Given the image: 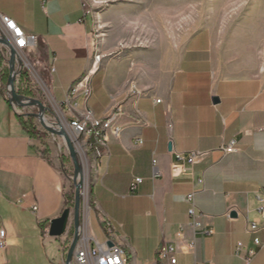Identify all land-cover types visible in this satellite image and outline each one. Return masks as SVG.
Wrapping results in <instances>:
<instances>
[{"label":"crops","instance_id":"crops-1","mask_svg":"<svg viewBox=\"0 0 264 264\" xmlns=\"http://www.w3.org/2000/svg\"><path fill=\"white\" fill-rule=\"evenodd\" d=\"M0 14L36 39V48L20 51L17 60L26 82L37 86L35 75L58 105L87 74L95 53L105 59L89 76L87 101L91 120L113 117L102 133L106 147L95 144L86 153L89 221L91 231L94 223L100 232L98 240L104 239L100 220L107 217L127 264H161L157 253L164 243L173 248L176 264H246L249 251L255 255L248 264H264V78L224 74L206 31L193 34L170 66L157 58L151 64L155 51L146 49L107 59L85 0H0ZM0 53L8 62V51L0 47ZM44 96L33 99L45 103ZM230 141L238 151L223 155L219 149ZM42 149L0 94V229L7 234L0 264H22L32 248L50 264V240L43 243L40 236L65 209L73 176ZM191 152L207 154L175 176L176 155ZM136 178L142 181L131 190ZM192 190L199 229L184 202ZM254 222L258 229L249 232ZM27 231L32 247L21 251ZM238 243L244 247L240 255Z\"/></svg>","mask_w":264,"mask_h":264},{"label":"rangeland","instance_id":"rangeland-1","mask_svg":"<svg viewBox=\"0 0 264 264\" xmlns=\"http://www.w3.org/2000/svg\"><path fill=\"white\" fill-rule=\"evenodd\" d=\"M94 18L97 41L109 51L107 59L118 58L128 50L146 49L151 52V64L155 58L166 65H173L178 59V49L199 31L209 32L216 65L227 76L237 78H264V0H85ZM1 48L3 46L0 45ZM102 50V49H101ZM159 51V52H157ZM19 54H17V58ZM92 57V56H91ZM105 59L100 62L103 63ZM91 67V66H90ZM32 74L33 71L27 68ZM90 70V69H89ZM88 73V72H87ZM38 85L29 89L36 98L45 95L47 126L55 131H63L75 146L82 169L79 218L87 217L90 206L87 186L86 153L89 146L82 136H75L69 128L65 112L74 101L64 105L54 103L49 91L34 75ZM22 92V90L20 89ZM7 84L5 85V96ZM27 114H36L37 109ZM27 119V116H20ZM33 119L37 131L47 135L44 145L53 154V159L73 176V165L64 140L50 135ZM79 144V145H78ZM42 145V144H41ZM42 145V152L45 150ZM78 146L81 147L82 153ZM63 158V160H62ZM75 188L72 184L66 199L68 209L73 212ZM66 209V207H65ZM72 217V216H71ZM97 239L100 232L93 223ZM32 236L27 231L22 235V250L30 249ZM50 264H58L57 242L50 240L46 246ZM32 255L22 264H44L40 252L32 248ZM42 253V251H41Z\"/></svg>","mask_w":264,"mask_h":264},{"label":"built area","instance_id":"built-area-1","mask_svg":"<svg viewBox=\"0 0 264 264\" xmlns=\"http://www.w3.org/2000/svg\"><path fill=\"white\" fill-rule=\"evenodd\" d=\"M0 39L8 42L17 54L20 51L26 50L28 52L33 51L36 48V39L32 36L26 35L16 24L14 21L9 19L7 16L0 14ZM6 49V48H5ZM7 50V49H6ZM8 51V50H7ZM103 58V56H102ZM101 59H96V63L92 64V72H94L99 66ZM3 67H8L7 62H3ZM33 86V85H32ZM26 81L20 79V75L17 76L15 80V90L16 92L24 91L25 89H29L32 87ZM33 88V87H32ZM92 94L91 83L89 79V74H85L79 81L73 84L67 91L66 101H74V103L67 109V116L69 117L68 126L74 132L77 133L79 137L80 125L82 123L81 118H79V111H91L87 107V101ZM79 99H81L82 104H79ZM64 105V103L62 104ZM13 111L17 116H26L24 113L26 109H19L14 105H10ZM92 115V113H91ZM45 117V115H44ZM113 120L112 115L107 116L101 120H95L92 116V124L90 125V134L87 137V144L89 148L93 146L89 143V140L92 137H96L97 141L95 144H100L103 147H106L105 137L102 135L104 131L110 128L111 122ZM46 122V120H45ZM118 134V130H115V135ZM86 142V141H85ZM140 143V141H139ZM238 151V146L235 141H230L225 146L219 149L223 155L231 154ZM207 153H198L191 152L188 154H177L176 161L177 163L172 165V169L174 171L175 176L185 174L188 171H191L193 166ZM185 165L189 166V169L185 168ZM141 179L136 178L133 180L131 190H134L135 187L141 183ZM198 185H203L202 179L197 181ZM195 191L192 190L187 193L184 197V202L187 205V215L191 220V223L195 229H199L201 226L198 223V218L200 216V212L195 204ZM260 207L258 208L259 214H263V200L258 198ZM36 207L32 208L34 212ZM87 217L83 215L82 219H80V227L78 231V241L76 243L73 258L70 264H126V256L123 248L120 245H115L114 242L110 241V234H117V228L112 223L110 219L107 217H102L100 220V230L104 236L103 241H100L96 238L95 234L91 231L89 214L91 211L90 206L88 207ZM258 229L257 224L254 222L249 225L248 231L255 232ZM74 229H73V221L70 216L67 228L64 234L58 238H51L48 235V231L40 236L41 242H47L49 240H53L57 242L58 245V255L59 262L58 264H66L67 254L71 247L73 241ZM7 234L4 229H0V251L5 249V239ZM107 243H112L111 247L107 246ZM255 245H259L257 239L254 240ZM194 246L192 244L186 246V251H192ZM243 245L238 243L236 245L235 253L240 255L243 251ZM158 260L161 264H176V259L174 257L173 248L164 243L158 250ZM255 255L254 252L249 251L246 254V258L244 259L245 263L248 264L250 259ZM196 264H209L207 262H199Z\"/></svg>","mask_w":264,"mask_h":264},{"label":"water","instance_id":"water-1","mask_svg":"<svg viewBox=\"0 0 264 264\" xmlns=\"http://www.w3.org/2000/svg\"><path fill=\"white\" fill-rule=\"evenodd\" d=\"M0 45L6 48L9 53V61L7 62L9 76L7 80V92H6V98L9 105H14L19 109L36 108L37 109L36 114H27L26 116L38 120L40 126L50 135H56L64 140L65 147L68 151L69 158L73 165L74 171H73L72 184L75 188L73 212H71L70 209H64L58 218L53 219L49 222V227H48L49 237L51 238L61 237L67 228L70 216H72L74 235H73V241L71 247L69 249L66 258V264H70L79 237L78 235V231L80 227L79 207H80L81 190L83 187L82 169H81V165L79 164L77 151L73 143L70 141V139L66 136V134L63 131L61 130L55 131L54 129H52L51 127L45 124L44 115L45 112L47 111V108L42 103H40L39 100L23 97L16 92L15 80L17 76L21 74L22 64L17 60V53L12 47V45H10L8 42H6L3 39H0ZM229 216L230 218H235L236 214L232 212ZM107 246L111 247L112 243H107Z\"/></svg>","mask_w":264,"mask_h":264},{"label":"trees","instance_id":"trees-1","mask_svg":"<svg viewBox=\"0 0 264 264\" xmlns=\"http://www.w3.org/2000/svg\"><path fill=\"white\" fill-rule=\"evenodd\" d=\"M3 62H4V57L0 53V94H1L2 98L8 103L4 92H5V85L7 84L9 73H8V69L6 67L2 66ZM27 76H28L27 72L23 71L20 74V79H22L23 81H27ZM17 93L23 97H26V98H32V99L35 98V96L28 90H24L22 92L18 91ZM39 101H40V103H42L46 107L45 103L42 102V100L39 99ZM17 119L19 121V124L21 125L22 130L29 136V138L36 139V140L40 141V143L43 146H45L44 142H45V139L47 138V135L36 130V128L33 126L32 117H28L27 119H23L22 117L17 116ZM96 141H97V138L92 137L89 140V143L92 146H94ZM49 153H50L49 149L45 146V150L43 152V155L48 156ZM62 160H63V158H62ZM69 202L70 201L65 199L66 209H68Z\"/></svg>","mask_w":264,"mask_h":264},{"label":"bare ground","instance_id":"bare-ground-1","mask_svg":"<svg viewBox=\"0 0 264 264\" xmlns=\"http://www.w3.org/2000/svg\"><path fill=\"white\" fill-rule=\"evenodd\" d=\"M96 59H101L102 60V57L100 54L98 53H95L91 59V63H90V70L88 71L87 74H89V76L92 74V64L96 63ZM94 73V72H93ZM90 79V77H89ZM82 117H83V121L80 125V132H79V136H82L83 137V140H85L87 137H89V134H90V126H87L86 123L89 122L90 124H92V120H91V113L88 112V111H82L81 113ZM45 124L47 125V123L45 122ZM49 126V125H48ZM75 136L78 137L77 133H74ZM79 145V144H78ZM79 148V151L82 153V149L80 146H78ZM117 234H110V241L111 242H114L115 245H118L117 243H115V237H116ZM127 264V262H126Z\"/></svg>","mask_w":264,"mask_h":264}]
</instances>
